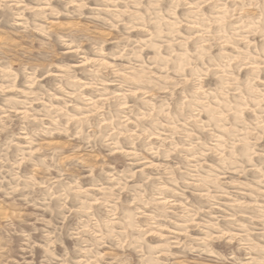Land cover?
<instances>
[{"label": "clouds", "instance_id": "obj_1", "mask_svg": "<svg viewBox=\"0 0 264 264\" xmlns=\"http://www.w3.org/2000/svg\"><path fill=\"white\" fill-rule=\"evenodd\" d=\"M0 264H264V0H0Z\"/></svg>", "mask_w": 264, "mask_h": 264}]
</instances>
